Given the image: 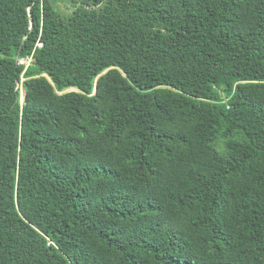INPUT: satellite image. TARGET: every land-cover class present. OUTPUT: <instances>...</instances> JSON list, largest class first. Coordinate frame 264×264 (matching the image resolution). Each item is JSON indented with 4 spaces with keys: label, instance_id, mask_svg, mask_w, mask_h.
Masks as SVG:
<instances>
[{
    "label": "trees",
    "instance_id": "1",
    "mask_svg": "<svg viewBox=\"0 0 264 264\" xmlns=\"http://www.w3.org/2000/svg\"><path fill=\"white\" fill-rule=\"evenodd\" d=\"M0 264H264V0H0Z\"/></svg>",
    "mask_w": 264,
    "mask_h": 264
},
{
    "label": "built area",
    "instance_id": "2",
    "mask_svg": "<svg viewBox=\"0 0 264 264\" xmlns=\"http://www.w3.org/2000/svg\"><path fill=\"white\" fill-rule=\"evenodd\" d=\"M37 46H38L39 48L41 47V45H40V44H38ZM21 61H23V63H22V64L24 65V63H25V65H26L25 67H27V66H28V64H29V62H30V59H27V60H21ZM21 61H19V64H21V63H20Z\"/></svg>",
    "mask_w": 264,
    "mask_h": 264
},
{
    "label": "rangeland",
    "instance_id": "3",
    "mask_svg": "<svg viewBox=\"0 0 264 264\" xmlns=\"http://www.w3.org/2000/svg\"><path fill=\"white\" fill-rule=\"evenodd\" d=\"M61 7H62V5H61ZM20 63L22 64L23 61H21ZM24 65H25V63H24ZM25 66H26V65H25ZM23 96H24V94H23V92H21V101L23 100Z\"/></svg>",
    "mask_w": 264,
    "mask_h": 264
},
{
    "label": "water",
    "instance_id": "4",
    "mask_svg": "<svg viewBox=\"0 0 264 264\" xmlns=\"http://www.w3.org/2000/svg\"><path fill=\"white\" fill-rule=\"evenodd\" d=\"M19 90H20V93H21L22 92V87L21 86H19ZM95 91H96V89H94L93 93H95ZM23 100H24V96H23Z\"/></svg>",
    "mask_w": 264,
    "mask_h": 264
}]
</instances>
